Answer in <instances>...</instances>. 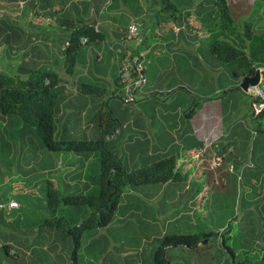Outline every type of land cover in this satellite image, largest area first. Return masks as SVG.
Masks as SVG:
<instances>
[{"label": "rangeland", "instance_id": "rangeland-1", "mask_svg": "<svg viewBox=\"0 0 264 264\" xmlns=\"http://www.w3.org/2000/svg\"><path fill=\"white\" fill-rule=\"evenodd\" d=\"M19 1L21 0H0V10L1 3L9 2L17 8ZM23 1L24 5L18 11L25 17L32 12L35 0ZM45 1L49 0H41V4ZM50 1L52 4L60 6L67 0ZM75 1L71 0L68 3V12L75 7ZM101 1L105 0H92V3L97 6ZM162 1L157 0L159 4ZM137 2L141 5L140 0ZM171 2L175 4L176 0ZM236 4L240 5L239 10H234ZM11 5L10 7H12ZM227 8L234 28L231 30L230 27H225L219 30L222 16L219 12L220 7L217 5V21L213 29V36L223 38L224 42L238 48L241 45L245 46L244 41L242 42L240 39L244 38L243 31L246 23L251 24L249 30L252 31V34L264 35V0H232L231 5L229 4ZM11 11L15 12V9L12 8ZM2 14L3 11H0V16ZM174 14L176 15V12ZM93 17H95V13ZM115 18L119 19L116 24L120 28L126 23L128 16L121 13ZM158 18V16H152L151 21ZM55 32L65 36L66 39L69 33L68 30ZM27 37L25 36L23 40L22 48L32 57L28 64L23 65V69L29 72L37 69L41 64H38V59L34 57L32 39L29 40ZM176 40H178V46L181 47L174 49L172 56H169L166 51L165 55L158 53L157 56H147L144 63L146 87L144 84L143 88L150 92L146 99L142 100L139 99L140 95H137L134 103L120 101L121 94L118 88L114 87L112 81L114 78L113 75L111 76L113 66L109 64L108 60L112 54L109 52L107 55L109 45L97 46V49L102 47L101 51H103L100 62H94V59L89 57L93 53L90 45L80 47L71 76L61 71L63 70L61 61L55 67H48L47 70L53 71L59 78L61 76L69 78V80L65 79L71 84L69 83L67 86V94L63 95L65 97L63 99L77 94L78 91L74 85L81 82L98 86L102 90L104 89L105 93L108 92V94H104L103 101L97 97L100 106L92 105L93 107L87 110L86 131L77 130L76 123L73 122L79 119L78 108L73 110L71 115L66 114V110H63L59 133L63 130L64 136L71 140L99 139L101 133L96 111L101 107V111L108 113L109 116L110 111L106 109L107 105L112 110L114 120H122V117L129 114L134 116L131 117L134 126L142 127V133L135 135L134 138L127 137L126 130L121 129L114 140L109 142L104 139L102 142L106 150H115L124 168L131 171L143 165H150L164 157L174 156L180 145L188 146L196 139L210 140L212 136L209 137V133L212 134L218 130L226 132L228 129L237 132L240 135L239 139L235 141V146L238 149L236 154L228 157L232 167L229 168L226 161L221 164L220 168L218 167V170H216L217 168L209 170L206 165L205 175L208 183L206 185L209 186L210 192L201 204L199 217L195 216L194 218V226L187 229L185 220L181 217L169 221L167 225L168 233L176 231L175 227H182V230L178 229V231H183L184 234L194 232L199 236L211 233V237L200 240L196 251L170 248L165 252V257L170 264H214L216 261L210 260L214 258L216 246L223 239L225 245L233 248L236 254L238 252V259L241 263L259 264L258 258L264 259V251L260 250L264 246V116L257 117L256 120L250 119L248 97L236 88L239 80L230 76L226 64L211 51L210 40L209 43L193 38L187 40L181 37V33ZM139 42L141 41L127 43L125 48ZM116 48L120 47L116 46ZM86 72L87 77L79 79L77 84L74 83L79 74ZM261 81H263L261 86L264 87V78ZM89 98L95 99L94 96H89ZM55 124L58 125L57 122ZM143 124L146 125L143 126ZM213 127L215 128L213 129ZM195 131L197 134L192 137L191 134L194 135ZM16 132L20 135L16 136ZM2 141L17 144V150L21 148L17 154L15 152L19 159L11 158L9 160L0 151L2 154L0 155V165L8 171V175H20L24 170L21 165L27 164L31 166L30 173L32 172L34 175V180L43 181V185L36 193V197L33 198V203L27 205V210L21 211L18 217L14 218L16 213L13 212L8 217L14 221V224L4 225L0 228V264H70L74 243L69 235V229L64 230V226L53 227L55 228L53 229L52 226H49L53 223V218L48 207H45L44 181L50 176V173H44L40 169V167L46 168L47 163L51 162V156L57 158L59 153L44 149L31 127H26L25 131L0 130V142ZM27 143H30V147L32 145L39 146L41 160L38 163L33 165L29 163L32 152L27 149ZM129 143H134V147L127 146ZM206 146L205 149L208 150ZM12 154H14V150L11 152ZM65 154L75 155L72 152H65ZM236 155H240L238 160L233 157ZM80 162L79 160L75 161L73 157V160L68 164L73 167L75 173H79ZM61 168L58 167L59 171ZM83 174L90 178L87 185L92 188L87 195L96 196L100 181L97 152L94 159L89 160L88 169ZM214 174L217 177H213ZM213 178L216 182L215 185ZM89 181L91 182L89 183ZM143 188L145 187L139 186L136 190ZM134 192L137 193L135 190ZM40 198H43V201ZM9 199L18 201L13 196H5L0 193V204H5ZM133 200L134 206L130 205L128 208L132 210V214L127 215V207L119 206L105 229L99 228L97 231L87 229L81 233L75 254L76 264H151V248L157 242L149 243L153 229L145 221L151 219L153 211L147 209L146 205L136 198ZM94 212L92 205L61 204L57 208L56 217H63L64 223L78 219L85 221ZM219 226H223L220 232L217 231ZM75 227L72 225L70 228L74 229ZM20 228L24 231L25 240L19 236ZM91 236L94 237L91 238ZM7 238L10 239L9 242L12 245L18 248L17 256H8L4 251L3 244L7 243ZM203 241H205V245L202 244ZM31 246H33L32 249ZM26 249L30 255L26 256ZM245 255L247 259L252 256L255 259L252 262L249 261L250 263L242 262L245 260ZM229 260L225 255L227 264H230Z\"/></svg>", "mask_w": 264, "mask_h": 264}, {"label": "crops", "instance_id": "crops-1", "mask_svg": "<svg viewBox=\"0 0 264 264\" xmlns=\"http://www.w3.org/2000/svg\"><path fill=\"white\" fill-rule=\"evenodd\" d=\"M171 1L172 0H163L162 3L160 2L159 4L157 0H140L141 5H139L137 0H105L95 6L92 3V0H76L74 2L75 7L73 10L68 12V3L71 2V0H67L60 6L52 4L50 0L43 2V4H41V0H35L33 2L34 8L32 12L28 13L25 17H23L22 13L18 11L20 10V7L24 5L23 0L17 3V8L12 6V3L9 2H6L5 4L1 3L0 11H3V14L0 16V72L5 73L7 76L19 79L26 78L27 71L23 69V65L29 63L32 55L30 53H26L22 48L25 36H28L27 39L29 40L32 39L34 43V47L32 46L34 48V57L38 59V64H41L38 68L47 70L48 67L52 68L53 66H57L60 61L63 65L62 50L66 46L67 39L65 36L63 37V35H60L58 32L57 34L55 31L68 30L70 33V30L77 26L90 25L95 32L101 34V41L93 42L84 40L83 44L79 42L80 47L90 45L93 53L90 54L89 57L93 58L94 62H100L102 60L101 56L103 51H101L102 47L97 49V46L101 44L107 46L109 45V47H107V55H109V52L112 54L108 58L109 64H112L113 66L111 76L113 75L114 79L112 81L114 83V87L118 88L119 86L116 81V76L122 58V51L120 48H116V46H118L116 42H118V40H120L124 35L126 26L130 21H136L140 24L141 42L128 46L127 50L130 52L137 51L138 53H142L144 55V59H146L148 55L157 56L158 53L165 55V51L168 52L167 54L169 56H172V51L181 47L178 46V40H176L180 33L181 37L184 39L188 40L193 38L194 40L198 39L209 43L210 37L213 36V29L215 28L217 21L216 0H176L175 4ZM231 1L225 0V5H231ZM10 5L12 7H10ZM239 6L240 5L236 4L234 10H239ZM12 8L15 9V12L11 11ZM174 12H176V15ZM94 13L95 17H93ZM121 13H125L128 18L126 23L119 28L116 24L119 19L115 18V16L121 15ZM152 16H158L159 18L151 21ZM35 31L37 33H34ZM241 49L243 51L245 50L244 48ZM61 71L66 74L64 70ZM71 75L72 72L68 76ZM87 76V72L79 74L77 81L74 83L77 84L79 79ZM58 79V85L63 87V94L57 99L59 104L58 110L55 111L54 114V123L57 122L58 125L55 124V133L57 135H64L63 130L59 133L63 110H66V114L71 115L78 108L80 111L78 117L79 119H77V121L74 120L73 122L76 123L77 130L81 129L82 131H86L87 127H85V124L88 123L86 121L87 110L92 108L94 105L100 106V101L97 100L96 96H94L95 99H90L89 96L92 95L80 93L79 84L74 85L78 91L77 94H72L66 99H63V95L67 94L66 88L70 83L69 81L67 82L69 78H63L61 76L60 78L58 77ZM242 79L243 78L239 79L238 84ZM261 82L260 85L262 84ZM149 92L150 91L143 88V92L139 99H146ZM104 94H108V92L106 91ZM100 100L103 101L104 97ZM263 116L264 112L257 117ZM131 117L134 116L129 114L122 117V125L120 126V129L126 130V134H128L127 137L132 136L134 138L135 135L142 133V127L136 128ZM257 117H250V119L256 120ZM12 123L13 125L9 126L10 124L6 121V118H0V130L6 131L8 129L15 131L17 129V131H23L16 121ZM146 124H143V126ZM214 128L215 127H213V129ZM259 128L261 127L259 126ZM195 134H197L196 131L194 132V135L191 134V136L194 137ZM19 135L20 133L16 132V136ZM210 136H212V139L210 140L196 139L188 146H179L176 154L174 155L175 164L173 168V171L177 174L172 180L165 183H151L136 186L122 185V190L118 195L115 210L119 206L127 207V209L130 205L134 206L132 203L134 202L133 198L143 202L147 209H152L153 215L151 219H147L145 221L147 225L153 229V233L149 239L151 240V242H149L150 244L155 241V243L157 242V245L159 240L165 234H184L183 231H178V229L182 230V227H175L174 230L176 231L173 233H168L167 231L169 221H174V219L176 220L178 217L184 218L187 229L190 226H194V218L195 216L197 218L199 217L201 204L205 196H207L210 192L209 186L206 185V165L209 170H215L216 168V170H218V167L220 168L221 164L226 161L227 164H229V168L232 167L230 166L231 161L228 160V157L229 155L236 154L238 147L235 146V141L239 139L240 135L237 132H232V130L228 129L226 132L218 130L212 134L209 133V137ZM182 137H184V135H182ZM104 139L110 142L112 137H105ZM209 143V149L207 150L205 149V145L208 146ZM16 145L17 144L2 141L0 142V151H2L3 156H6L9 160H11V158L19 159L16 154L21 150V148L17 150ZM26 146L27 149L32 152L29 163H31V165L38 163L41 160L39 146L36 145L34 147L32 145V147H30V143H27ZM127 146L134 147V143H129ZM13 150L14 154L11 155ZM200 151L204 152L203 156L200 158H194L190 154ZM111 152L120 161V157L115 153V150H111ZM0 155L2 154L0 153ZM73 157L75 158V161H81L78 166L79 173H75L73 167H70L68 164L73 160ZM94 157L95 153H91L88 156H85L84 154L69 156L68 154H65V152H59L57 158L51 156V162L47 163L46 168L40 167L42 172L50 173V176L45 179L44 182H46L52 190L61 196H85L92 190V188L87 185L90 178L87 177L86 174H83V172L87 171L88 162L92 158L94 159ZM128 157L130 156L128 155ZM233 157L238 160L240 155ZM213 159L218 160L219 164L216 166L211 165V161ZM21 166L24 170L21 171L20 175H8V171L4 170L0 165V193L5 196H13L18 199L17 202L15 201L18 204L17 209L9 212L0 209V228L4 225L8 226L10 224H14V221L10 220L8 217L12 212L16 213L14 218L18 217L21 211L23 212L24 210H27V205L29 203H33V198L36 197V193H38L43 185V181L38 182L34 180V175L32 172L30 173V165L25 164ZM59 166L62 167L60 171L58 169ZM213 177H217V175L214 174ZM90 182L91 181H89V183ZM213 184H216L214 178ZM139 186H144L145 188L137 191L136 189ZM134 190L137 193H135ZM39 194L42 195L41 193ZM40 200L43 201V198H40ZM45 207H48L47 203L45 204ZM56 211L54 212L52 218L56 217ZM126 214H132V210L128 209ZM169 218L171 219L169 220ZM82 221L78 219L71 222L75 223V226H77ZM108 225L109 224L104 227H93L90 229L97 231L99 228L105 229ZM49 226H52V228L55 227L52 224H49ZM21 228L18 230V233L20 238L25 240V234ZM221 229H223V226H219L217 231L220 232ZM191 233L193 234L194 232ZM96 235L98 236V233ZM93 237L94 236H91V238ZM9 240L10 239L7 238V243H4L3 247L6 250H13V256H17L18 248L15 245H12ZM155 246L151 248V259L152 249ZM30 248L32 249L33 246ZM25 253L26 256L30 255L28 254L27 249ZM6 254L8 255V253Z\"/></svg>", "mask_w": 264, "mask_h": 264}, {"label": "trees", "instance_id": "trees-1", "mask_svg": "<svg viewBox=\"0 0 264 264\" xmlns=\"http://www.w3.org/2000/svg\"><path fill=\"white\" fill-rule=\"evenodd\" d=\"M217 5L220 7L219 12L222 16L219 30L225 27H230L233 30L234 26L228 14L225 0H216ZM250 26V23L245 24L244 38L240 39V41H244L245 46L241 45L238 48L224 42L223 38L215 37L216 35L210 37L209 46L211 51L226 64L230 76L235 80L251 77L254 66L264 65V35L252 34V31L249 30ZM80 39L98 42L101 41V34L95 32L90 25H81L70 30L66 46L62 50L63 70L67 75L71 74L75 66ZM241 48L245 50L243 51ZM137 53V51L133 52V54ZM116 81L118 83L117 78ZM58 83V76L54 72L42 68L27 72L25 79L7 76L5 73L0 72V118H6V121L10 124L9 126H12V122L16 121L21 130L24 131L26 127H31L37 134L42 147L49 152H72L74 154H84L85 156L97 152L100 181L96 196H61L45 182V199L52 216L61 204L94 206L95 212L74 229L70 227L75 223L70 221L64 223L63 217L57 216L52 219V225L55 227L64 226V230L69 229V235L75 245L71 251L70 264H76L75 254L81 233L93 227H104L111 222L122 185L136 186L165 183L172 180L177 173L175 174L173 171L175 157L172 155L150 165H143L138 169L127 171L119 159L110 150L103 147L104 138L112 137V140H114L120 133V126L122 125V120L113 119L112 110L108 105L106 109L110 111L109 116L108 113L101 111V107L96 112L101 133L99 139L71 140L64 135H57L55 133L54 114L58 110L59 101L57 99L63 94V87L59 86ZM118 86L121 94L119 83ZM79 92L101 99L105 90L82 82L79 84ZM105 183H107V186H105ZM211 235V233H204L199 236L195 234H165L152 249L151 264H168L169 260L165 257V252L170 248L196 251L200 240L209 238ZM220 238H222L221 235ZM221 240V243L216 246L214 258L210 261H216L214 264H227L225 261L226 255L230 259V264H243L238 259V252L236 254L233 248L228 247L225 245L224 240ZM4 250L6 253L8 252L5 248ZM260 250L264 251V246ZM254 259V256L247 259L245 255V260L242 262H252ZM258 260L259 264H264L263 258H258Z\"/></svg>", "mask_w": 264, "mask_h": 264}, {"label": "built area", "instance_id": "built-area-1", "mask_svg": "<svg viewBox=\"0 0 264 264\" xmlns=\"http://www.w3.org/2000/svg\"><path fill=\"white\" fill-rule=\"evenodd\" d=\"M140 40V24L136 21H130L126 26L123 37L118 41L117 45L121 48L122 58L117 70L118 83L121 85L120 100L123 103H133L137 95L142 94L145 84V59L142 53L133 54L128 52L127 43L138 42ZM84 39L79 40L83 44ZM257 73L258 81L254 86H248L243 92L249 99L250 117L256 118L264 112V87L260 85L261 79L264 78V65L254 67L253 75ZM252 75V76H253ZM209 145L206 146L209 149ZM205 150V149H204ZM203 151L190 153L194 158L203 156ZM219 162L216 159L211 161V165L216 166ZM18 204L9 199L5 204H0V209L9 212L17 209ZM8 255L13 256L14 251L8 250Z\"/></svg>", "mask_w": 264, "mask_h": 264}, {"label": "water", "instance_id": "water-1", "mask_svg": "<svg viewBox=\"0 0 264 264\" xmlns=\"http://www.w3.org/2000/svg\"><path fill=\"white\" fill-rule=\"evenodd\" d=\"M257 81H258V75H257V73H255L251 78H243L240 81V83L238 84V88L240 89V91L244 92L248 86L256 85ZM109 115H110V113H109ZM202 244L204 245L205 241H203Z\"/></svg>", "mask_w": 264, "mask_h": 264}]
</instances>
